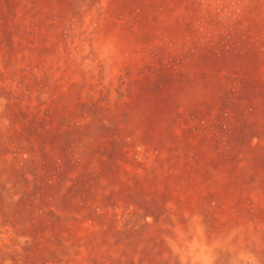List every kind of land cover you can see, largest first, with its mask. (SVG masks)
Instances as JSON below:
<instances>
[{
	"label": "rangeland",
	"instance_id": "obj_1",
	"mask_svg": "<svg viewBox=\"0 0 264 264\" xmlns=\"http://www.w3.org/2000/svg\"><path fill=\"white\" fill-rule=\"evenodd\" d=\"M0 264H264V0H0Z\"/></svg>",
	"mask_w": 264,
	"mask_h": 264
}]
</instances>
